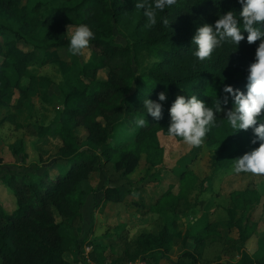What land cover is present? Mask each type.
I'll return each instance as SVG.
<instances>
[{
    "label": "trees",
    "instance_id": "trees-1",
    "mask_svg": "<svg viewBox=\"0 0 264 264\" xmlns=\"http://www.w3.org/2000/svg\"><path fill=\"white\" fill-rule=\"evenodd\" d=\"M136 2L0 0V108L18 109L30 95H41L53 104L59 120L38 126L37 134L53 132L61 140L52 166L43 172L1 174L2 182L12 189L15 207L6 212L0 202V264H74L64 253L70 247L75 254L82 248L83 239L77 238L74 232L81 218V206L92 191L90 173L103 169L109 178L102 189L103 198L121 201V189L141 153L151 147H161L158 132L169 135V110L178 96L196 95L211 107L213 101L224 98L227 85L246 93L247 70L255 61L261 41L247 42L248 33L243 30L242 21L245 39L239 45L226 39L209 59L199 61L194 56L196 45L192 43L199 26L214 25L228 11H234L239 20L242 11L239 0H177L163 12L157 11V24L150 29L145 28L144 10L136 9ZM163 19L169 21V26H164ZM80 24H87L94 33L87 50L99 58V64L81 65L78 75L73 76L66 68L69 62L60 60L62 80L59 82L44 74L28 72L29 65L44 63L47 50L68 49V26ZM39 28L44 30L42 34ZM261 30L264 31V26ZM119 35L123 41L118 40ZM100 68L106 69L103 77L97 75ZM24 76L28 79L23 84ZM160 92H166L167 100L161 102L162 119L156 120L143 106L146 98L158 101ZM228 96L227 106L233 103L231 95ZM6 118L14 120L15 113H6L3 119ZM139 118L145 119V126H137ZM261 122L264 114L256 126ZM78 127L83 129L82 134L76 133ZM114 135H119L120 143L112 139ZM174 138L183 142L181 137ZM254 138L252 128L235 132L226 120V113L220 112L217 124L210 127L204 139L209 144H217L215 162L225 167L259 147V141L252 143ZM21 146L22 141L18 140L13 151L17 153ZM199 147L190 146L178 161L189 159ZM53 167L55 172L50 173ZM184 174L185 170H180L174 175L179 181ZM110 177L118 182H111ZM155 177L150 178L153 181ZM172 183L173 179L170 182L168 179L150 209L183 210L178 207L180 199L186 197V189L175 193ZM229 197L230 202L224 207L226 215L221 219L239 255L237 260L225 262L220 253L213 260L204 259V252L212 242L223 243L229 237L220 233L216 226L219 221L203 215L194 222H186L182 234L164 226L156 233L141 231L133 239H122L124 248L114 258L115 263L140 258L147 259V264H158L157 254L170 257L178 243L182 252L175 259L168 258L169 264H198L199 261L264 264V234L257 238L256 251L248 253L244 244L254 226L237 216V210L243 214L258 197L257 190L234 189ZM232 230L236 232L234 237L230 235ZM189 241L193 242L191 248H187ZM109 247L115 250L113 245ZM105 248L107 244L96 242L91 252L93 258L104 262Z\"/></svg>",
    "mask_w": 264,
    "mask_h": 264
},
{
    "label": "rangeland",
    "instance_id": "rangeland-1",
    "mask_svg": "<svg viewBox=\"0 0 264 264\" xmlns=\"http://www.w3.org/2000/svg\"><path fill=\"white\" fill-rule=\"evenodd\" d=\"M32 1L30 0V3ZM76 27L70 25L68 32L71 33ZM43 32L44 30L39 28V34ZM118 40L123 41L122 36L119 35ZM60 60L69 62L66 68L73 76L78 75V68L81 65L99 64V58L87 49L83 56H74L68 52L66 47H59L47 50L44 63L36 62L29 65L28 72L44 74L59 82L62 80V70L58 62ZM105 74V68H100L97 73L99 77ZM27 79L28 77L24 76L21 82L24 84ZM233 108L234 104L230 103L226 108L224 107V113ZM8 112L15 113L14 120L3 119ZM56 120H59L58 112L53 104L44 100L41 95H30L26 103L18 109L9 106L0 108V202L6 212H11L15 207V198L12 189L2 182L1 174L31 170L41 173L47 167L50 168L61 140L53 132L40 136L37 130L38 126ZM75 131L77 134L83 133L81 127L76 128ZM158 133L161 147H151L141 153L138 163L129 172L128 179L121 189L123 197L121 201H105L103 198L102 189L109 181L103 169L90 173L89 185L92 191H89L81 206V218L77 220L74 232L77 238L83 239L82 248L75 254L69 244L70 249L64 253L74 264H117L114 258L122 253L124 248L122 239H133L141 231L156 233L164 226L173 232L182 234L186 228V222H194L203 215L219 221L216 226L220 233L226 238L229 237V240L223 243L212 242L204 252V259L213 260L215 254L220 253L223 261L233 262L239 258V255L234 251L231 237L226 230L225 223L222 222L224 219L221 218L226 215L224 207L230 202V192L245 187L257 190L258 197L243 214L241 210H237V216H241L243 222L248 220L247 222L254 226L251 235L245 241V249L253 254L258 248L257 238L264 234V175L236 173L233 170L235 163L219 167L214 159L217 144H209L205 139L192 157H188L189 159L185 161H178V158L191 145L184 141L180 143L173 136ZM112 139L120 143L119 135H114ZM18 140L22 141V146L15 153L13 148L18 145ZM180 170H185L186 175L184 174L185 176L178 181L174 174ZM54 172L53 167L50 173ZM152 175L157 176L153 181L150 178ZM194 177L197 179L195 180ZM167 178L169 182L173 179V192L177 193L186 189V197L180 199V207H178V209L183 207V210L168 212L150 209L151 204L157 200L163 188L167 186ZM110 181L118 182L111 177ZM230 235L234 237L236 232L232 230ZM98 241L108 245V248L103 250L104 256L107 257L104 262L95 260L91 254L93 246ZM109 245H113L115 250H112ZM192 246L193 242L189 241L187 248ZM174 247L175 250L170 257L161 256L158 253L157 263L169 264L168 258H177L182 251L178 243ZM146 260L137 258L118 264H147ZM198 264L203 263L199 261Z\"/></svg>",
    "mask_w": 264,
    "mask_h": 264
},
{
    "label": "clouds",
    "instance_id": "clouds-1",
    "mask_svg": "<svg viewBox=\"0 0 264 264\" xmlns=\"http://www.w3.org/2000/svg\"><path fill=\"white\" fill-rule=\"evenodd\" d=\"M239 2L242 5L239 20L234 11H228L222 14L214 25L205 23L199 26L192 43L196 45L194 56L199 61L209 59L213 51L226 39H230L236 45L245 39L240 26L242 21L243 30L248 33L247 42L253 44L257 40L261 41L256 50L255 61L247 70L246 93L227 85L224 88L226 93L224 98L213 101L211 107L196 95L190 98L178 96L169 110L171 122L168 134L181 137L188 145L200 146L210 127L217 124V113L224 112L222 105L227 106L228 94H230L234 108L226 111V120L235 132L252 128L255 135L252 143L260 142L259 147L235 159L233 170L236 173L264 175V122L256 126L258 118L264 114V31L261 30V26H264V0H239ZM176 3L177 0H154V3L149 0H138L135 8L144 10L145 28L150 29L157 24V11L163 12ZM163 24L167 27L169 21L163 19ZM93 38L94 33L91 28L87 24H80L70 33L68 52L74 56H83ZM166 100V92H160L158 101L146 98L143 107L147 110V114L160 120L163 112L161 102ZM145 124L144 118L137 120L138 127H143Z\"/></svg>",
    "mask_w": 264,
    "mask_h": 264
}]
</instances>
